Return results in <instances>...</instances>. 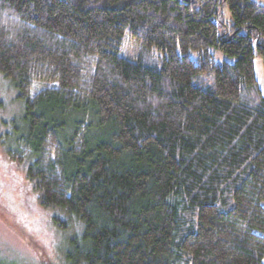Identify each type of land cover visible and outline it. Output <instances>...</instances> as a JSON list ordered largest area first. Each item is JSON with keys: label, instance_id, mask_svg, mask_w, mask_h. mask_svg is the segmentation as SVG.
<instances>
[{"label": "trees", "instance_id": "trees-1", "mask_svg": "<svg viewBox=\"0 0 264 264\" xmlns=\"http://www.w3.org/2000/svg\"><path fill=\"white\" fill-rule=\"evenodd\" d=\"M255 57L252 0H0V77L23 103L0 155L62 264H263Z\"/></svg>", "mask_w": 264, "mask_h": 264}, {"label": "rangeland", "instance_id": "rangeland-1", "mask_svg": "<svg viewBox=\"0 0 264 264\" xmlns=\"http://www.w3.org/2000/svg\"><path fill=\"white\" fill-rule=\"evenodd\" d=\"M264 5V0H252ZM223 22L230 24L227 9L222 10ZM142 48L124 40L120 55L134 60L140 55ZM216 64L233 62L222 53L209 49ZM150 58L158 60L162 54L155 48L149 50ZM190 57L196 59V54ZM254 73L257 86L264 96V58L255 57ZM207 84L211 78L205 77ZM12 84L0 77V137L10 129L13 120L19 119L23 113V103L16 99ZM43 85H36L40 91ZM23 173L19 167L3 160L0 155V259L9 264H62L56 248L57 239L53 235L48 216L23 191ZM264 207V202L262 203ZM264 264V259H263Z\"/></svg>", "mask_w": 264, "mask_h": 264}, {"label": "clouds", "instance_id": "clouds-1", "mask_svg": "<svg viewBox=\"0 0 264 264\" xmlns=\"http://www.w3.org/2000/svg\"><path fill=\"white\" fill-rule=\"evenodd\" d=\"M8 38H9V39H11L12 37H11V36H9Z\"/></svg>", "mask_w": 264, "mask_h": 264}, {"label": "crops", "instance_id": "crops-1", "mask_svg": "<svg viewBox=\"0 0 264 264\" xmlns=\"http://www.w3.org/2000/svg\"><path fill=\"white\" fill-rule=\"evenodd\" d=\"M253 65H254V63H253Z\"/></svg>", "mask_w": 264, "mask_h": 264}]
</instances>
